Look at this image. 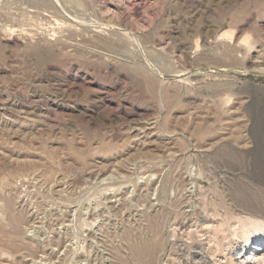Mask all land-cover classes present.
I'll return each instance as SVG.
<instances>
[{
  "label": "rangeland",
  "instance_id": "374dc122",
  "mask_svg": "<svg viewBox=\"0 0 264 264\" xmlns=\"http://www.w3.org/2000/svg\"><path fill=\"white\" fill-rule=\"evenodd\" d=\"M205 1L0 0V264H239L264 0Z\"/></svg>",
  "mask_w": 264,
  "mask_h": 264
},
{
  "label": "bare ground",
  "instance_id": "6f19581e",
  "mask_svg": "<svg viewBox=\"0 0 264 264\" xmlns=\"http://www.w3.org/2000/svg\"><path fill=\"white\" fill-rule=\"evenodd\" d=\"M259 207L260 206H258V208L250 207L241 211L245 216L240 217L241 225L238 227L241 230L240 233L243 235L244 243L240 245L238 251V254L242 258V260L239 261V264H246L248 262L249 258H243L245 255L247 257L249 255L256 258L260 257V262L264 263V210H261V207ZM236 228L237 227H235V229ZM148 254L149 250L147 248H143L139 251V256L143 259Z\"/></svg>",
  "mask_w": 264,
  "mask_h": 264
}]
</instances>
